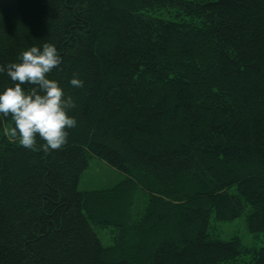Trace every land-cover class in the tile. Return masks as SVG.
I'll return each instance as SVG.
<instances>
[{"label":"trees","instance_id":"trees-1","mask_svg":"<svg viewBox=\"0 0 264 264\" xmlns=\"http://www.w3.org/2000/svg\"><path fill=\"white\" fill-rule=\"evenodd\" d=\"M44 43L77 124L30 150L0 115V264H264L211 231L264 240V0H0V65ZM92 158L124 179L80 191Z\"/></svg>","mask_w":264,"mask_h":264},{"label":"clouds","instance_id":"clouds-1","mask_svg":"<svg viewBox=\"0 0 264 264\" xmlns=\"http://www.w3.org/2000/svg\"><path fill=\"white\" fill-rule=\"evenodd\" d=\"M17 60L0 65V74H6L13 85L0 91V115L10 116L14 125L6 127L4 135L25 149L34 150L39 137L45 150H60L67 143L68 130L77 124L69 115L76 107L74 98L49 78L60 68L62 58L54 44L44 43L22 50ZM69 83L74 88L84 87L76 73ZM27 85L31 88L26 91L22 86Z\"/></svg>","mask_w":264,"mask_h":264},{"label":"rangeland","instance_id":"rangeland-1","mask_svg":"<svg viewBox=\"0 0 264 264\" xmlns=\"http://www.w3.org/2000/svg\"><path fill=\"white\" fill-rule=\"evenodd\" d=\"M124 179L123 175L113 170L104 161L92 158L89 168L83 174L80 181V191H98L117 185ZM211 231L221 240H228L233 236L241 239L244 246L259 248L264 245V240L251 234L246 226L245 218H239L232 222L211 223Z\"/></svg>","mask_w":264,"mask_h":264}]
</instances>
